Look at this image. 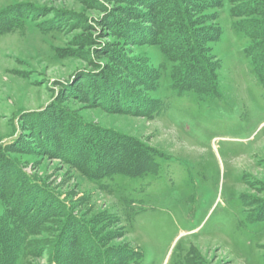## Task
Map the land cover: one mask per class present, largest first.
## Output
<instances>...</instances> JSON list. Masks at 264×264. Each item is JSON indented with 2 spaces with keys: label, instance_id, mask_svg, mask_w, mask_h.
Here are the masks:
<instances>
[{
  "label": "rangeland",
  "instance_id": "obj_1",
  "mask_svg": "<svg viewBox=\"0 0 264 264\" xmlns=\"http://www.w3.org/2000/svg\"><path fill=\"white\" fill-rule=\"evenodd\" d=\"M184 1L173 4L194 28L218 81L215 94L173 91L177 61L164 63L156 44L123 29L150 32L159 7L142 0H0L1 15H27L0 34V151L91 227L112 264H124L131 250L140 252L131 264H264V221L246 218L264 209V89L244 53L251 38L232 27L229 12L249 0ZM99 68L129 84L146 107L161 101L158 115L105 108L103 99L83 96V77ZM51 106L155 147L163 154L156 170L89 181L39 147L37 124ZM16 216L0 194L9 238H19ZM62 221L58 214L46 218L28 237L34 252L16 264H69L59 251L52 254Z\"/></svg>",
  "mask_w": 264,
  "mask_h": 264
},
{
  "label": "trees",
  "instance_id": "obj_2",
  "mask_svg": "<svg viewBox=\"0 0 264 264\" xmlns=\"http://www.w3.org/2000/svg\"><path fill=\"white\" fill-rule=\"evenodd\" d=\"M142 1L149 8L151 5L159 7L158 12L154 13L150 20L152 30L143 32L140 28L135 29L126 24L122 27L135 38L145 36L148 41L156 44L164 57V63L177 61L170 70L169 87L177 93L186 91L200 95L217 93L218 81L206 57L201 53L200 41L194 34V28H191L186 13L184 14V11L181 13L182 6L175 7L173 4L178 1V4L186 5V1L165 0L166 3L172 1V4L165 6H159V2L163 0ZM214 1L219 6L223 4L222 0ZM234 1L238 0L230 2ZM229 12L230 17L235 19L232 20V27L251 38L249 45L244 48V53L251 60L253 70L264 89V45L258 42L264 39V0H249L248 3L239 6L232 4ZM252 14H257L261 18H256V21L237 19ZM0 17L2 18L0 34H3L25 22L27 15L25 13L8 15L3 11ZM129 66L132 72L142 78L132 65ZM118 79L113 73L103 71L101 68L98 71H91L83 77L81 93L89 99H103L105 108L117 104L123 111L128 109L132 113L141 112L148 117L158 115L161 101L146 107L141 104L140 97L132 87ZM52 111L42 116L37 124L35 137L39 147L75 165L89 181L108 182L117 176L138 177L156 170L157 158L163 154L155 147L136 139L126 138L114 130L81 122L72 114L64 113L57 108ZM100 185L103 188L107 184ZM0 194L9 201L17 213L19 237L14 239L6 236L0 219V264H16L20 256L31 255L34 248L28 237L35 233L46 218L57 214L63 219L62 230L54 242L52 254L59 251L61 255L67 257L69 264H112L105 254V249L96 243L91 227L78 217L72 216L58 197L46 191L44 186L26 173L14 158L4 155L1 151ZM240 199L243 205H246V201L242 197ZM260 206L264 208L263 204ZM255 212L247 213V220L264 221V209L257 208ZM90 248L94 249L91 254ZM88 253L93 256L90 258ZM139 257L138 250H131L124 255V264L135 263Z\"/></svg>",
  "mask_w": 264,
  "mask_h": 264
}]
</instances>
